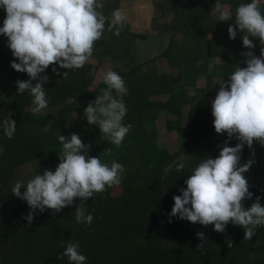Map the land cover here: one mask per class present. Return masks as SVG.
<instances>
[{
    "label": "trees",
    "instance_id": "obj_1",
    "mask_svg": "<svg viewBox=\"0 0 264 264\" xmlns=\"http://www.w3.org/2000/svg\"><path fill=\"white\" fill-rule=\"evenodd\" d=\"M119 1L103 0L101 11L108 23ZM152 1L156 11L151 28L169 34L168 44L159 55L166 61L168 73L143 69L144 64L136 61L131 55V44L145 37L130 32L126 23L120 36L107 31L106 23L105 32L94 47L101 56L122 61L124 65L112 71L125 81L127 95L123 100L128 111L123 123L131 124L132 128L119 147L106 140L97 125H89L81 117V104L95 100L107 87L102 77L88 91L93 81V65L86 63L81 69L69 70L57 65L59 73L68 72L66 78L53 73L49 66L44 73L49 77L44 84L48 107L34 114L30 93H16V81L29 77L11 68L10 62L15 58L10 49L0 44V99L4 98L0 101V196L16 171L27 163L34 164V176L43 174L45 169L55 170L62 149L58 131L66 138L72 133L79 134L83 143L91 144L90 156L124 166L119 195L113 196V186L83 203L77 198L58 214L51 209L44 213L36 210L31 225L24 219L29 206L17 198L6 217L0 219V264H69L66 257L59 258L68 241L79 243V251L88 258L87 264H264V226L257 228L248 240L243 239L244 229L231 223L224 233H218L213 225L204 227L178 217L169 222L172 197L181 194L179 189L186 187L184 181L197 163L206 157L216 158L228 138L226 133L215 132L209 107L211 88L197 87V80L219 79V73L224 74L232 65L246 67L244 56L239 53L248 50L243 47L239 31L235 40L229 39L227 29L235 16L227 22L213 16L215 0ZM221 2L234 15L239 4L251 0ZM260 7L264 13V3ZM157 11L169 14V21L159 24ZM5 16L0 8V27ZM4 37L0 35V40ZM261 47L254 49L257 56ZM216 58L223 62L212 65L210 70V60ZM201 60L203 63L198 64ZM188 89H193L191 94H187ZM160 113L175 117L174 121H166L165 128L166 132H176L184 144L179 158L157 142L156 119ZM184 114L194 126L192 130L183 124ZM8 117L16 122L11 139L4 134V120ZM49 121L53 122L52 129L46 134L39 133ZM238 142L233 137L228 146L234 147ZM251 151L255 153V163L244 175L253 197L243 203L250 207L260 196L264 206V146L254 141L250 150L245 145L241 164L251 158ZM181 159L186 166L178 172L176 165ZM77 210L83 213L80 223L76 221ZM89 213L94 216L91 225L83 222ZM197 232L206 237L202 248H196L201 243ZM226 238L232 240L231 248L227 247Z\"/></svg>",
    "mask_w": 264,
    "mask_h": 264
},
{
    "label": "clouds",
    "instance_id": "obj_2",
    "mask_svg": "<svg viewBox=\"0 0 264 264\" xmlns=\"http://www.w3.org/2000/svg\"><path fill=\"white\" fill-rule=\"evenodd\" d=\"M226 7L221 0H215L212 12L219 21H228L235 16L227 29L229 39L235 40L239 31L243 47L248 49L242 53L246 67L238 66L219 84L211 105L215 132L226 133L228 138L216 158L206 157L197 163L184 181L186 187L179 189L181 194L172 197L174 205L169 222L172 217H178L204 227L213 225L218 233H224L231 223L244 229L243 239L251 240L257 228L264 226V206L260 196L250 207L243 203L253 197L244 174L255 163V153L251 151V158L243 164L241 154L245 145L252 150L254 141L264 146V47L257 56L253 42L255 39L264 45V13L259 0L239 4L234 15ZM0 8L6 13L0 35L7 37V46L15 58L10 66L29 77L16 81V93H30L34 114L48 107L44 84L49 77L44 73L49 66L53 73L65 78L68 72L59 73L57 65L65 70L83 68L93 56L106 23L107 31L120 36L126 19L121 9H115L108 23L101 11L103 0H0ZM202 63L203 60L198 61V64ZM102 82L107 87L88 103L84 116L89 125H97L106 140L119 147L132 128L131 124L123 123L128 111L123 100L127 88L122 76L112 70L104 73ZM69 99L76 103L75 99ZM52 125L49 121L39 133H48ZM15 132L16 122L8 117L4 120V134L11 139ZM56 135L62 149L55 170L45 169L43 174H36L26 183L17 180L11 190L29 206L30 211L24 217L29 225L36 210L44 213L51 209L53 214H58L72 206L77 198L83 203L94 194L121 183L124 172L121 163L112 161L109 164L102 162L99 156H90L92 146L83 143L79 134L72 133L66 138L58 131ZM233 137L239 142L234 147L228 146ZM185 166L181 159L176 171H182ZM21 188L25 189L23 193ZM82 218L83 213L77 210V223ZM93 219L89 213L83 222L91 225ZM196 236L201 241L196 248H202L206 237L203 232H197ZM226 244L228 248L233 246L228 238ZM79 249V243L68 241L59 258L66 257L69 264H87L88 258Z\"/></svg>",
    "mask_w": 264,
    "mask_h": 264
},
{
    "label": "rangeland",
    "instance_id": "obj_3",
    "mask_svg": "<svg viewBox=\"0 0 264 264\" xmlns=\"http://www.w3.org/2000/svg\"><path fill=\"white\" fill-rule=\"evenodd\" d=\"M111 2L113 0H110ZM180 2H187L188 0H179ZM152 0H120L118 3L117 9H121L126 14V19L124 23L128 24L129 30L132 33H135L139 36H143L144 38H138L131 44V55L135 57L138 63H142L143 69L154 68L159 73H168L169 67L164 59L159 58V55L165 50L168 40L169 34L166 31L161 33L156 32L151 28L150 22L151 18L156 10H154V6L152 4ZM260 4L264 3V0H259ZM227 8V7H226ZM228 10V8H227ZM157 17L159 24H164L169 21V14L164 15L161 11H157ZM216 19H219L217 15L213 14ZM227 22V21H226ZM177 38H179L177 36ZM250 39H253L250 37ZM253 42L257 46L260 45L259 41L253 39ZM0 44H2L5 48L9 49L8 40L5 36L2 40H0ZM248 50V49H246ZM240 56L242 52L239 53ZM223 59L216 58L210 60V67L212 69V65L216 63H222ZM94 66V70L92 72L93 81L88 91L94 89L100 79L103 77L104 73L108 70H112L113 68L119 67L124 68L122 61H117L111 57H104L100 55L99 50L93 51V56L87 62ZM237 65H232L229 70L225 71L224 74L221 71L219 73V79H208L205 81L204 77H200L197 80V87H207L211 88V95L209 96V107L210 112L212 114V101L215 99V96L219 90V87L222 80H227L228 76L237 68ZM210 84V85H209ZM193 89H188L187 94H191ZM162 99L165 97H161ZM2 97L0 101H3ZM83 109V114L81 117H84V109L87 107L88 103L84 102L81 104ZM175 117L173 115H165L164 113L157 114L156 119V127L158 132V144L160 147L166 148L168 152L172 154H176L179 158L181 156L180 150L184 147V144L179 139L176 132H166L165 123L166 121H174ZM183 124L187 126L189 130H192L194 126L192 123L188 122L186 115H183ZM34 164L27 163L24 166L20 167L11 182L7 186L4 193L0 196V219L6 217L9 213L12 204L16 201L17 197L11 192L13 185L17 180H23L25 183L33 178L34 176ZM24 191V188H21V193ZM121 193V187L116 185L113 187L112 194L113 196H117Z\"/></svg>",
    "mask_w": 264,
    "mask_h": 264
}]
</instances>
